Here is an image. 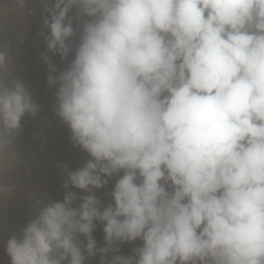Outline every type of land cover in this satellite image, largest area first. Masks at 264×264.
I'll list each match as a JSON object with an SVG mask.
<instances>
[{
  "label": "clouds",
  "instance_id": "1",
  "mask_svg": "<svg viewBox=\"0 0 264 264\" xmlns=\"http://www.w3.org/2000/svg\"><path fill=\"white\" fill-rule=\"evenodd\" d=\"M39 3L54 114L87 158L58 165L62 200L32 197L10 264H264V0ZM14 5L23 13L29 0ZM7 30L0 176L19 163L23 118L40 111ZM113 178L105 203L97 192ZM15 190L0 183V198Z\"/></svg>",
  "mask_w": 264,
  "mask_h": 264
},
{
  "label": "rangeland",
  "instance_id": "2",
  "mask_svg": "<svg viewBox=\"0 0 264 264\" xmlns=\"http://www.w3.org/2000/svg\"><path fill=\"white\" fill-rule=\"evenodd\" d=\"M44 14L39 0H29V7L23 13L17 11L14 0H0V24L6 30L10 28L7 37L11 43L14 74L23 79L33 99L40 105L35 118L25 116L22 120V135L12 149L19 163L0 176V183L16 186L12 195L0 198V264H10L6 253L7 240L13 233L19 234L36 215V210L32 208V197L46 196L48 199L62 200V184L66 175L58 165L67 164L69 170H75L87 158L86 153L72 146L67 126L54 114L56 88L47 84V65L40 59L41 53L46 52L40 35L41 31H46L43 27ZM4 34V31H0V39L4 38ZM17 34L23 36L22 43H18ZM48 55L60 69L68 62L62 61L59 55ZM10 160L9 157L6 162ZM114 183L115 178L97 192L105 203L110 202L107 193ZM93 235L98 245H102L104 233L101 225L97 226ZM137 243L139 241L123 245L120 254H130ZM98 259H90L86 264H98Z\"/></svg>",
  "mask_w": 264,
  "mask_h": 264
}]
</instances>
